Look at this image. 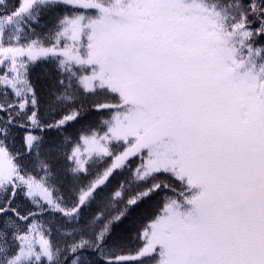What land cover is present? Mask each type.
I'll use <instances>...</instances> for the list:
<instances>
[{
    "label": "snow or ice",
    "instance_id": "1",
    "mask_svg": "<svg viewBox=\"0 0 264 264\" xmlns=\"http://www.w3.org/2000/svg\"><path fill=\"white\" fill-rule=\"evenodd\" d=\"M0 264H264V0H0Z\"/></svg>",
    "mask_w": 264,
    "mask_h": 264
},
{
    "label": "trees",
    "instance_id": "2",
    "mask_svg": "<svg viewBox=\"0 0 264 264\" xmlns=\"http://www.w3.org/2000/svg\"><path fill=\"white\" fill-rule=\"evenodd\" d=\"M33 81L34 83L37 84L38 86V90L42 93V94H46L47 89H48V81L47 80H39L37 81L35 79V74L33 76ZM88 119H90V117H85V121H87ZM79 127V125L77 126ZM74 131V130H73ZM115 175V174H114ZM122 177L117 176L116 179L119 180ZM66 183V182H65ZM113 183H115V181H113ZM160 198L157 197L155 198V200L153 201L152 205L150 206H154L155 201H158ZM143 208V206H142ZM140 215L139 211L137 213H135L133 215L132 219L129 220H125L123 224L119 225L116 227L114 235L119 239L122 238L126 249L127 250H131L132 248L135 247L136 243H138L135 239H134V229L137 226L134 221L137 219V217Z\"/></svg>",
    "mask_w": 264,
    "mask_h": 264
},
{
    "label": "rangeland",
    "instance_id": "3",
    "mask_svg": "<svg viewBox=\"0 0 264 264\" xmlns=\"http://www.w3.org/2000/svg\"><path fill=\"white\" fill-rule=\"evenodd\" d=\"M133 159H135V158H133Z\"/></svg>",
    "mask_w": 264,
    "mask_h": 264
}]
</instances>
